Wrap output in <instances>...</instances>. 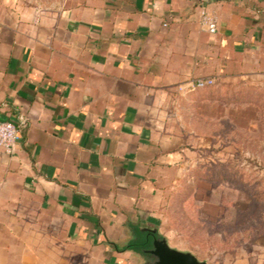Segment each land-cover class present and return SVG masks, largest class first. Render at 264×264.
<instances>
[{"label":"crops","instance_id":"obj_1","mask_svg":"<svg viewBox=\"0 0 264 264\" xmlns=\"http://www.w3.org/2000/svg\"><path fill=\"white\" fill-rule=\"evenodd\" d=\"M207 8L214 34L198 0H0V119L22 122L13 150L0 149V264H21L16 253L35 248L34 235L56 231L98 232L118 251L150 173L182 146L168 141L182 139L168 132L178 119L169 107L193 106L205 89L187 82L263 70L264 0ZM125 227L127 243L161 236Z\"/></svg>","mask_w":264,"mask_h":264},{"label":"rangeland","instance_id":"obj_2","mask_svg":"<svg viewBox=\"0 0 264 264\" xmlns=\"http://www.w3.org/2000/svg\"><path fill=\"white\" fill-rule=\"evenodd\" d=\"M211 91L196 92L193 106L169 107L178 119L167 123L168 132L182 139L168 141L182 146L167 154V167L150 173L152 189L137 196L116 233L118 251L97 243L98 232L78 238L56 231L34 235L37 246L16 253L20 263L143 264L125 247L128 222L155 226L171 246L207 264H264V67L218 78Z\"/></svg>","mask_w":264,"mask_h":264},{"label":"built area","instance_id":"obj_3","mask_svg":"<svg viewBox=\"0 0 264 264\" xmlns=\"http://www.w3.org/2000/svg\"><path fill=\"white\" fill-rule=\"evenodd\" d=\"M209 0H198L199 4V18L202 27L210 34L217 31L216 16L207 8ZM213 78H196L187 82L186 88L194 90L213 84ZM22 123V122H20ZM20 123L16 124L9 120L0 119V149L10 153L16 143L18 137V127Z\"/></svg>","mask_w":264,"mask_h":264},{"label":"water","instance_id":"obj_4","mask_svg":"<svg viewBox=\"0 0 264 264\" xmlns=\"http://www.w3.org/2000/svg\"><path fill=\"white\" fill-rule=\"evenodd\" d=\"M150 232L154 233L155 230L151 229ZM148 252L155 257L152 264H207L190 251L179 250L171 246L164 236L154 238L152 248Z\"/></svg>","mask_w":264,"mask_h":264},{"label":"flooded vegetation","instance_id":"obj_5","mask_svg":"<svg viewBox=\"0 0 264 264\" xmlns=\"http://www.w3.org/2000/svg\"><path fill=\"white\" fill-rule=\"evenodd\" d=\"M146 238H147L148 244L140 245L139 246L140 252H137V251L136 252L139 253L143 257V259H144L143 264H152L155 260V257L151 253H149L148 250H150L152 248L153 239L154 238H156V239L161 238V236H159L157 234V232L151 233V232L146 231Z\"/></svg>","mask_w":264,"mask_h":264},{"label":"trees","instance_id":"obj_6","mask_svg":"<svg viewBox=\"0 0 264 264\" xmlns=\"http://www.w3.org/2000/svg\"><path fill=\"white\" fill-rule=\"evenodd\" d=\"M209 86H211V87L209 88ZM212 86H213L212 84L211 85H208V86H205L204 87L205 89L203 91L208 92V93H211L212 92L211 91L212 90ZM146 244H148V241H147V238L144 236L143 238L142 237L141 238L138 237L136 240H132V241L128 242V244L125 247L131 248V249H133V250H135L137 252H140L139 246L140 245H146ZM125 247L122 248V249H120V250H124Z\"/></svg>","mask_w":264,"mask_h":264}]
</instances>
